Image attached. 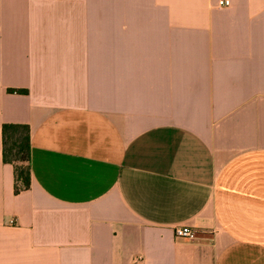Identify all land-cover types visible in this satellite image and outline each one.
<instances>
[{
  "label": "crops",
  "instance_id": "obj_1",
  "mask_svg": "<svg viewBox=\"0 0 264 264\" xmlns=\"http://www.w3.org/2000/svg\"><path fill=\"white\" fill-rule=\"evenodd\" d=\"M219 1L0 0V264H264V0Z\"/></svg>",
  "mask_w": 264,
  "mask_h": 264
},
{
  "label": "trees",
  "instance_id": "obj_2",
  "mask_svg": "<svg viewBox=\"0 0 264 264\" xmlns=\"http://www.w3.org/2000/svg\"><path fill=\"white\" fill-rule=\"evenodd\" d=\"M11 92L25 93L23 90ZM3 159L14 166L15 193L31 186L30 173V128L24 124H4L2 127Z\"/></svg>",
  "mask_w": 264,
  "mask_h": 264
},
{
  "label": "built area",
  "instance_id": "obj_3",
  "mask_svg": "<svg viewBox=\"0 0 264 264\" xmlns=\"http://www.w3.org/2000/svg\"><path fill=\"white\" fill-rule=\"evenodd\" d=\"M230 3H231L230 0H220L218 5L220 7H228L230 6ZM175 234L177 237L188 238V239H193L196 236V232L193 229L185 226L176 227Z\"/></svg>",
  "mask_w": 264,
  "mask_h": 264
}]
</instances>
